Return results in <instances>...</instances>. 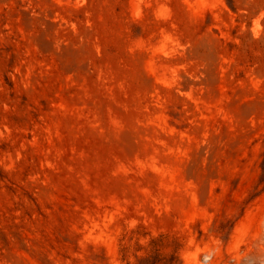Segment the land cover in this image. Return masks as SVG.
I'll return each instance as SVG.
<instances>
[{
	"label": "rangeland",
	"instance_id": "374dc122",
	"mask_svg": "<svg viewBox=\"0 0 264 264\" xmlns=\"http://www.w3.org/2000/svg\"><path fill=\"white\" fill-rule=\"evenodd\" d=\"M0 264H264V0H0Z\"/></svg>",
	"mask_w": 264,
	"mask_h": 264
}]
</instances>
